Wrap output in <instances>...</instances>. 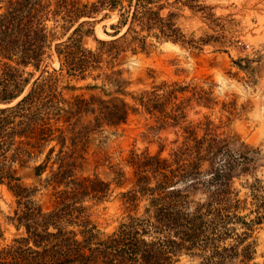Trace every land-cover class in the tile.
Listing matches in <instances>:
<instances>
[{
    "label": "trees",
    "instance_id": "1",
    "mask_svg": "<svg viewBox=\"0 0 264 264\" xmlns=\"http://www.w3.org/2000/svg\"><path fill=\"white\" fill-rule=\"evenodd\" d=\"M194 3L0 0V104L23 95L15 105H0V198L6 185L17 203L11 223L22 231L0 245V264H177L183 255L198 259V264H252L257 250L245 242L253 224L264 221L263 186L250 187L258 209L251 224L239 214L243 200L233 183L237 171L252 170L253 151L231 132L229 122H216L206 114L188 119L191 100H177L181 90L167 83L133 96V104L108 100L105 93L66 98L61 85L65 75L84 79L113 68L128 51L147 52L154 46L151 38L192 45L196 41L187 39L178 18L186 9L209 8ZM104 10L118 16L112 26L116 37L86 47L83 38L93 31L80 19ZM50 20L62 22V35L77 23L55 52L52 42L58 35L51 34ZM55 55L59 66L50 69ZM196 102L211 107L209 100ZM141 108L155 118L157 126L151 130L171 129L175 137L166 155L167 144L160 142L155 151L132 150L123 158L132 169V189L121 193L125 211L117 227L103 232L93 218V206L107 200L113 185L122 186L127 178L113 166L108 181L77 171L92 133L120 127ZM88 116L92 120L84 124ZM43 155L34 175L42 177L49 170L44 182L54 190L50 209L34 198L35 190L18 173ZM189 190L201 191L204 198L196 199ZM142 200L147 203L140 211ZM235 224L246 231L237 233ZM4 233L0 225V240ZM229 239L236 243L227 245Z\"/></svg>",
    "mask_w": 264,
    "mask_h": 264
},
{
    "label": "rangeland",
    "instance_id": "2",
    "mask_svg": "<svg viewBox=\"0 0 264 264\" xmlns=\"http://www.w3.org/2000/svg\"><path fill=\"white\" fill-rule=\"evenodd\" d=\"M196 3L209 8L199 12L186 9L178 18V24L187 34V39L196 41L192 45L172 41L155 42L151 38L149 41L154 46L147 52L128 51L113 68L104 69L103 72L95 71L84 79L65 75L61 85L66 98L80 95L85 98L91 95L102 97L105 93L107 95L104 98L108 100L122 98L133 104V96L167 83L171 85L170 89L176 87L181 90L177 100H191L188 119H198L206 114L216 122L220 119L229 122L231 132L243 141L246 148L253 151L252 170L248 174L237 171L233 183L243 200L239 214L253 224L252 219L256 217L258 209L251 195V185L261 184L263 189L259 193L264 196V0H195ZM84 21V28L93 31L83 38L86 47L95 48L98 40L116 37L112 28L118 21L115 13L104 10L80 19V22ZM61 23L48 21L51 34L58 35L52 42L51 52H55L57 43L71 35L77 24L62 35ZM58 24L55 28L54 25ZM58 66L59 61L55 55L49 68ZM99 73L101 75L97 76ZM22 97L0 105H15ZM196 100H209L211 107L199 105ZM91 120L92 116H88L83 123L88 124ZM155 126V118L141 108L138 114H131L128 122L120 127H106L95 131L88 138L85 162L77 174H98L108 181L114 176L113 166L116 170L121 169L127 178L124 185H113L107 200L93 206V218L103 232H110L117 227L125 211L121 193L132 189V169L122 162L123 158L128 157L132 150L142 152L149 147L155 151L160 142L167 144L165 155L171 148L169 141L175 134L171 129L162 132L151 130ZM43 158L44 155L36 162L31 161L20 168L18 173L23 183L35 190L34 198L45 209H50L54 202V190L44 182L49 170L42 177L34 175V167ZM98 163L100 165L96 167ZM189 192L196 199L204 198L201 191ZM146 203L147 200L140 202V211ZM87 204L91 205L92 202ZM16 206L14 194L6 185L2 186L0 225L5 233L0 245L22 234L10 220ZM234 227L239 234L246 231L240 224ZM226 243L234 245L236 241L229 239ZM245 243H253L257 250L252 264H264V221L253 224V231ZM198 263V259L183 255L177 264Z\"/></svg>",
    "mask_w": 264,
    "mask_h": 264
},
{
    "label": "bare ground",
    "instance_id": "3",
    "mask_svg": "<svg viewBox=\"0 0 264 264\" xmlns=\"http://www.w3.org/2000/svg\"><path fill=\"white\" fill-rule=\"evenodd\" d=\"M104 36H107V35H104Z\"/></svg>",
    "mask_w": 264,
    "mask_h": 264
}]
</instances>
